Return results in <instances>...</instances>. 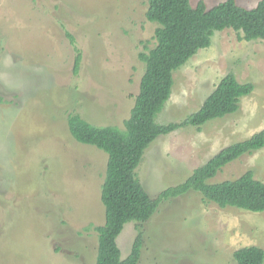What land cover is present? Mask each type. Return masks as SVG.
Here are the masks:
<instances>
[{
    "label": "rangeland",
    "instance_id": "374dc122",
    "mask_svg": "<svg viewBox=\"0 0 264 264\" xmlns=\"http://www.w3.org/2000/svg\"><path fill=\"white\" fill-rule=\"evenodd\" d=\"M237 1L250 8L259 0ZM147 8L148 0H0V264L95 263L108 154L76 140L68 118L78 113L94 125L124 127L145 71L139 54L156 42L158 24ZM66 31L82 54L77 73ZM229 72L253 91L235 113L150 144L137 172L152 196L185 181L221 148L264 130V40H242L232 28L216 31L211 46L174 71L157 121L197 111ZM250 169L264 181V147L209 182ZM139 229L138 264H236V249L264 248V211L221 207L195 190L163 200L145 222L127 223L117 238L123 257Z\"/></svg>",
    "mask_w": 264,
    "mask_h": 264
},
{
    "label": "trees",
    "instance_id": "16d2710c",
    "mask_svg": "<svg viewBox=\"0 0 264 264\" xmlns=\"http://www.w3.org/2000/svg\"><path fill=\"white\" fill-rule=\"evenodd\" d=\"M146 17L158 24L156 42L139 54L145 63V71L124 127L94 125L78 113H72L68 118L69 130L76 140L108 154L101 190L105 221L95 226L98 253L94 264H138L143 245L142 230L139 229L127 257H123L117 241L127 223L149 220L163 200L190 190L202 193L205 199L221 207L264 211V181L256 178L253 170H247L236 179L209 182L228 163L264 147V130L221 148L196 167L185 181L167 187L158 196L147 191L137 172L146 149L159 136L185 126L201 129L210 120L239 110L241 97L250 94L254 84L241 82L229 72L218 81L197 111L181 121H157L172 96L174 71L201 49L211 46L216 31L232 28L242 40H264V0L250 8L237 0H224L213 6H208L205 0H200L196 6H192L191 0H148ZM66 35L76 53L77 73L82 54L74 36L68 31ZM233 256L236 264H264V248L260 246H242L233 252Z\"/></svg>",
    "mask_w": 264,
    "mask_h": 264
}]
</instances>
